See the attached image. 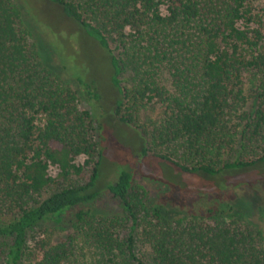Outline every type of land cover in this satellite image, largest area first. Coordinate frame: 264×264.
I'll return each instance as SVG.
<instances>
[{
  "label": "trees",
  "instance_id": "1",
  "mask_svg": "<svg viewBox=\"0 0 264 264\" xmlns=\"http://www.w3.org/2000/svg\"><path fill=\"white\" fill-rule=\"evenodd\" d=\"M52 1L118 52L116 116L148 118L145 154L208 175L264 165V0ZM23 5L0 0V264H264V217L222 202L169 219L135 201L130 172L108 187L123 215L81 208L101 195L94 122L44 65Z\"/></svg>",
  "mask_w": 264,
  "mask_h": 264
},
{
  "label": "rangeland",
  "instance_id": "2",
  "mask_svg": "<svg viewBox=\"0 0 264 264\" xmlns=\"http://www.w3.org/2000/svg\"><path fill=\"white\" fill-rule=\"evenodd\" d=\"M22 1L24 16L37 47L42 56L43 53L46 55L44 65L77 91L80 108L88 111L94 122V138L101 154L94 189L101 195L81 208L123 215L121 205L111 197L108 187L126 171L133 176L135 201H142L145 208L161 206L169 219L177 217L173 216L176 214L203 213L209 204L220 207L225 202L234 205L236 211L244 213L249 221L262 222L264 181L254 186L246 184L264 179V165L225 175H208L184 172L172 163L150 155L151 152L145 154L148 146L151 147L152 126L148 118L138 120L139 128H135L116 116V108L123 102L121 85L115 82L113 64V56L118 52L102 46L97 37L65 13L62 5L52 0ZM110 48L115 49L113 42H110ZM126 77V74L119 77L122 85L126 84ZM86 89L97 96L91 97ZM160 112L158 107L149 113V118H159ZM84 160L85 157L80 156L76 162L80 164ZM89 172L90 168L84 178ZM49 173L56 177L58 169L51 167ZM237 184L242 185L236 187ZM79 208L64 216L71 217ZM143 214L144 210L140 211V216ZM60 221L55 217L47 223L59 226Z\"/></svg>",
  "mask_w": 264,
  "mask_h": 264
}]
</instances>
